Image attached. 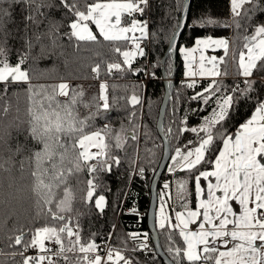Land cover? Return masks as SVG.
<instances>
[{"label": "snow or ice", "instance_id": "obj_1", "mask_svg": "<svg viewBox=\"0 0 264 264\" xmlns=\"http://www.w3.org/2000/svg\"><path fill=\"white\" fill-rule=\"evenodd\" d=\"M248 3H253V0H231L234 16L239 17L240 10ZM148 6L149 0H84L83 4L81 0H0V85L3 86L0 100L7 95L11 85H29L25 142H17L13 146L6 139L11 133L0 135V168L8 171L4 164H12L14 157H22L18 162L22 172L25 163L28 164L37 206L55 222H45L14 237L13 246L21 245L24 251L29 248L38 250L37 255L25 257L23 264H60V261L63 264H120L121 261L132 264L119 250L109 249L105 256H101V245L95 242V233L87 241L83 240L79 222H73L67 215L72 212L74 199L72 181L79 183L80 173L87 171L89 174L84 199L92 202L95 174L110 172L113 166L121 163L120 157L112 152L113 147L123 148L120 134L113 137V145L106 139L113 129L107 124L102 128L96 127L97 118L102 113L107 118L111 111L107 84L100 85L99 96L85 99L83 88L68 82L31 85L29 73L23 65L38 45L43 56L45 39L56 46L65 37L69 41L96 42L100 36L105 41L124 45V50L119 46L113 49L122 56V61L108 63V73L114 70L121 74L141 71L133 68V62L138 55L146 54L140 40L148 35V21L142 19ZM17 10L24 25L22 39L25 50L12 64L8 58L7 42L11 35L8 23L14 22ZM57 11L70 14L69 31L61 33L64 25L56 19ZM253 11L264 12V5L256 0L254 7L245 11V16ZM197 23L205 27L222 22L201 18ZM234 23L237 28L241 27L238 20ZM93 25L98 32L93 31ZM41 26L44 31H41ZM178 30L179 24L173 32V41ZM244 39L247 51L239 53L237 75L249 78L255 71L264 82V75H261L264 73V24L255 26L254 33ZM228 45L227 39L207 36L197 39L195 47L181 50L185 76L190 81L186 87L195 89L197 78H210L202 91L196 92L190 99L207 105L216 97L217 103L211 117L204 118V124L180 129L195 133L198 146H192L194 142L187 140L183 148L177 147L171 157L173 168L168 169L170 172L179 169L195 173L197 208H188L187 182H180L178 193L184 196V210L175 213L176 223L172 225L179 229V235L187 246L184 256L188 264H264V100L257 103L250 118L234 129L230 127L236 112L234 103L240 99L235 93L239 92L247 98L256 89L253 87L255 81L246 79L245 89L237 85L232 89L233 95H218L226 87L216 78L221 76L220 65L228 55ZM209 49H223L224 56L206 55ZM92 71L98 78L100 65H95ZM130 102L136 105L141 100L133 94ZM8 111L9 105L5 104L0 109V116H6ZM130 116H135V112ZM182 123L186 125L187 121ZM17 128L19 130V126ZM121 131H124L123 126ZM167 131L171 133V127ZM132 138L138 139L135 135ZM4 151L9 154L7 160L3 159ZM204 165L210 166L211 170H201ZM201 179L207 181L206 189L201 186ZM164 187L168 189L169 185L166 183ZM234 204L239 206L238 210H234ZM104 206L105 197L101 195L94 201V207L102 213ZM160 213V227L163 229L171 220L163 203ZM201 217L199 230L192 231L190 225L196 224ZM26 236L29 237L27 241ZM132 238L137 239L138 234L133 233ZM46 241L56 246L55 251L46 246ZM175 251L178 256L181 254L180 248ZM20 255L23 256V252Z\"/></svg>", "mask_w": 264, "mask_h": 264}, {"label": "trees", "instance_id": "obj_2", "mask_svg": "<svg viewBox=\"0 0 264 264\" xmlns=\"http://www.w3.org/2000/svg\"><path fill=\"white\" fill-rule=\"evenodd\" d=\"M83 2L84 0H81V4ZM184 2L185 0H149L146 14L142 17L148 21L149 28V36L144 47L146 54L133 63V68L141 71L121 74L114 70L108 73V63L122 61V56L113 49L119 46L124 50V45L121 42L105 41L100 36L97 37L96 42L69 41L65 37L59 40L56 46H52L51 42L45 39L43 56L38 45L23 65L29 73L31 85L68 82L83 88L85 99L99 96L100 85L107 84L111 111L107 118H104L103 113L97 118L96 127L102 128L107 124L113 129L112 134L106 138L113 145L115 143L113 137L120 134L123 148L113 147L112 152L120 157L121 163L119 166H113L110 172L95 174L92 202H86L84 199L88 190L89 174L87 171L80 173L79 183L76 180L72 181L74 199L72 212L67 215L71 216L73 222H79L83 240L87 241L91 234L95 233V242L98 245L106 243L109 249L119 250L121 255L131 260L132 264H164L154 251L146 224L150 181L153 177L148 175V172L154 175L162 157V141L156 128L158 112L165 92L161 62L173 32L181 20ZM255 3L256 0H253V3L245 4L240 10L241 15L235 17L231 11V0H191L187 25L179 44L180 50L181 47L192 48L197 39L207 36L231 40V52L221 64V77L216 79L226 87L222 88L218 95H233L232 89L237 85L240 89H245L246 79L254 80L253 87L256 89L255 92L249 93L247 98L239 92L235 93L236 96H240V99L234 103L236 112L230 122V127L233 129L240 122L250 118L254 114L257 103L264 100V82H261L255 71L252 77L245 79L242 75H237L239 53L246 52L244 37L252 35L255 26L264 24L262 11L249 12L245 16V11L253 8ZM259 4L264 5V0H259ZM55 17L64 25L60 29L61 33L69 31L67 25L71 20L70 14L64 15L62 11H57ZM201 18H211L222 23L200 27L197 21ZM235 20L240 22V28L235 26ZM223 22L229 26H224ZM92 28L97 31L94 26ZM8 29L11 32L7 42L8 58L12 64H15L19 55L25 50L22 39L24 25L21 22L19 10L14 13V22L8 23ZM41 31H44L43 26ZM97 64L100 65L98 78L92 71ZM148 69L156 79L146 82L145 73ZM172 70L173 61L169 57L165 63V71L171 74ZM183 77L184 61L178 51L175 87L163 126L165 136L170 141L171 157L175 155L177 147H184L187 140L194 142L192 146H198L195 133L182 132L180 129L199 127L204 124V118L211 117L213 109L217 108L216 97H213L207 105L199 100L190 99L196 92L202 91L210 79L198 80L197 87L191 89L186 87L189 82L183 81ZM28 87L27 83L13 84L9 87L4 99L0 100V109L5 104L9 105L8 114L0 116V135L11 133V136H6V139L13 146L17 142L21 144L25 142L24 129L29 119ZM2 91L3 86L0 85V92ZM133 94L140 98L141 103L131 104L130 98ZM83 111L84 109L81 108V112ZM133 112L135 116H130ZM185 120L186 125L182 123ZM169 127L172 129L171 133L167 131ZM134 135L138 139H133ZM200 135L205 134L200 133ZM8 155L7 151H4L3 159L7 160ZM21 158L14 157L12 164L5 163L4 168L9 169L8 171L0 168V264H23L26 254L36 253V249L33 248L24 251L21 245L13 246L14 237L20 235L21 231L29 232L45 222L55 223L48 219L46 213L37 206V197L32 191L33 181L28 171V164L25 163L22 172L18 162ZM169 168H173L172 159L158 186V207L160 202L163 203L171 220L166 222L163 229L157 225V231L166 255L175 264H188L184 256L185 242L179 235V229L172 225H174V211L183 209L185 203L184 196L178 193L180 182H187L186 203L187 206L194 207L195 173L179 169L170 172ZM209 169L210 166H201V170ZM166 183L169 185L168 189L164 187ZM98 195H103L106 200L102 213L94 207V201ZM133 233H141L148 238L147 248H141L138 245L137 239L132 238ZM28 239L29 237L26 236L25 241ZM50 247L55 251L54 244L51 243ZM177 248L181 249L179 256L175 251ZM21 252L23 256L20 255ZM60 264H63V261H60ZM120 264H123V261Z\"/></svg>", "mask_w": 264, "mask_h": 264}, {"label": "water", "instance_id": "obj_3", "mask_svg": "<svg viewBox=\"0 0 264 264\" xmlns=\"http://www.w3.org/2000/svg\"><path fill=\"white\" fill-rule=\"evenodd\" d=\"M190 3L191 0H185L181 20L179 22V30L176 32L175 41H173L172 38L170 39L168 47L161 62L162 71H163L162 76L165 84V92L163 95L162 104L158 112L156 128L158 131V135L162 141V157L150 181V199H149L148 210L146 213V224L150 239L154 247V251L164 264H175V263L166 255V253L162 248L161 240L157 231V223H156L157 208H158V186L171 160L170 141L165 136L163 126H164L165 114L169 106L170 100L172 98L175 87L174 80H175L176 59L179 51L180 39L187 25ZM169 57H171L173 61V70L171 74H167V72L165 71V63Z\"/></svg>", "mask_w": 264, "mask_h": 264}, {"label": "crops", "instance_id": "obj_4", "mask_svg": "<svg viewBox=\"0 0 264 264\" xmlns=\"http://www.w3.org/2000/svg\"><path fill=\"white\" fill-rule=\"evenodd\" d=\"M97 31H98V29H97ZM136 35L139 36V33H137ZM148 36H149V28H148V35L140 40L141 47H142V46L145 47V44H146L147 39H148ZM216 39H227V38H216ZM227 40L229 41V45H228V54H229V53L231 52V40H229V39H227ZM193 47H195V45H194ZM193 47H192V48H193ZM142 48H143V47H142ZM183 48H185V47H181L180 50H179V53H180V55H181V57H182V59H183V61H184V77H183V81L190 82V81L188 80V78L185 76V71H186V69H185V60H184L183 52L181 51ZM219 53H222L223 55H220ZM205 54H206V55H209V56H211V55H215V56H217V57L224 56L223 49H215V50H213V49H209V50L206 51ZM196 55L198 56L199 53H197ZM139 58H140V56L138 55L135 61H137ZM225 58H226V57H224V60H225ZM220 71H221V65H220ZM220 77H221V76H220ZM220 77H217L216 79H219ZM242 78L245 79V77H243V76H242ZM204 79H205V80H208V79H210V78H204ZM197 80H203V79H201V78H197ZM209 170H211V169H209ZM201 186L204 187V188L206 189L207 181H204L203 179H201ZM169 198H170V196H169ZM197 203H198V200H197L196 189H195L194 207L191 208L190 206H188V208L191 209V210H196V208H197ZM165 204H166V203H165ZM238 207H239L238 205H235V204H234V210H238ZM183 210H184V208H183V209H180V210H175V211H174V217H173V218H174V225H175V223H176V221H175V213H176L177 211H183ZM201 222H202V217H201L200 220H198V221L196 222V224H194V225H190V229H191L192 231H198V230H199V229H198V225H199V223H201ZM230 227H231V226H230ZM182 238H183V237H182ZM185 245H186V244H185ZM230 246H231V245H229V247H230ZM186 247H187V246H186ZM201 247H202V246H201ZM221 250H224L223 247H221Z\"/></svg>", "mask_w": 264, "mask_h": 264}, {"label": "rangeland", "instance_id": "obj_5", "mask_svg": "<svg viewBox=\"0 0 264 264\" xmlns=\"http://www.w3.org/2000/svg\"><path fill=\"white\" fill-rule=\"evenodd\" d=\"M94 26V25H93ZM95 27V26H94ZM94 32H97L95 29H93ZM247 51V50H246ZM134 63V62H133ZM101 196V195H98L96 197V199H98V197ZM103 196V195H102ZM105 203H106V200H105ZM161 202L159 203V207H158V215H157V225L158 227H160V217H161V213H160V208H161ZM105 207V206H104ZM164 207V205H163ZM165 209V207H164ZM166 213L169 215V212L168 210H166ZM138 234V238H137V242H138V245L141 247V248H147V241H148V238L145 236V235H142L141 233H137ZM46 243V246L50 247L51 246V243H49L48 241L45 242ZM144 245H146V247H144ZM35 254H38V250L36 249V253Z\"/></svg>", "mask_w": 264, "mask_h": 264}, {"label": "built area", "instance_id": "obj_6", "mask_svg": "<svg viewBox=\"0 0 264 264\" xmlns=\"http://www.w3.org/2000/svg\"><path fill=\"white\" fill-rule=\"evenodd\" d=\"M143 48H144V46H142ZM156 79V77H155V75L148 69L147 71H146V73H145V81L146 82H149V81H151V80H155ZM148 175H150V176H153V173L152 172H148ZM149 194V193H148ZM101 245V247H100V249H99V251H100V255L101 256H105L106 255V252H107V250H109V245L108 244H106V243H103V244H100ZM31 256H35V254H26L25 255V257H31Z\"/></svg>", "mask_w": 264, "mask_h": 264}]
</instances>
